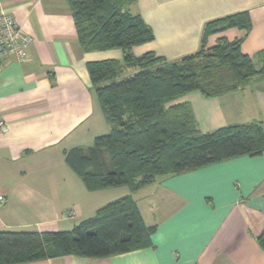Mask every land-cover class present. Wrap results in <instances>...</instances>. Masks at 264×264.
Returning <instances> with one entry per match:
<instances>
[{
  "label": "crops",
  "instance_id": "0c3cea01",
  "mask_svg": "<svg viewBox=\"0 0 264 264\" xmlns=\"http://www.w3.org/2000/svg\"><path fill=\"white\" fill-rule=\"evenodd\" d=\"M128 7L155 35L133 47L135 56L153 51L177 60L193 54L208 21L246 10L253 26L242 51L256 57L264 50V0H135ZM1 12L11 13L33 42L25 61H0V120L9 127L0 131V230H71L128 194L147 225L157 227L149 247L20 264H264L258 241L264 230V153L162 177L134 192L128 186L88 190L66 152L88 148L110 125L87 63L120 60L123 50H84L68 0H0ZM242 34L229 28L210 36L208 46ZM180 101L192 104L204 132L253 122L264 127V80L214 97L194 91Z\"/></svg>",
  "mask_w": 264,
  "mask_h": 264
},
{
  "label": "trees",
  "instance_id": "16d2710c",
  "mask_svg": "<svg viewBox=\"0 0 264 264\" xmlns=\"http://www.w3.org/2000/svg\"><path fill=\"white\" fill-rule=\"evenodd\" d=\"M68 1L84 50H123L120 60L87 63L110 125L109 133L96 137L88 148L66 152L67 164L88 190L128 186L134 192L162 177L264 153L261 123L230 124L204 132L192 104L180 101L190 92L214 97L264 80V50L256 57L242 51L253 26L249 11L208 21L197 52L168 60L153 51L133 53V47L155 38L141 15L128 7L135 0ZM229 28L243 34L232 41L220 37L208 46L210 36ZM127 68L138 70L126 75ZM156 229L147 225L137 201L128 194L71 230H0V264L62 255L109 257L151 246ZM258 241L264 248V230Z\"/></svg>",
  "mask_w": 264,
  "mask_h": 264
},
{
  "label": "built area",
  "instance_id": "2783aa9c",
  "mask_svg": "<svg viewBox=\"0 0 264 264\" xmlns=\"http://www.w3.org/2000/svg\"><path fill=\"white\" fill-rule=\"evenodd\" d=\"M32 42L33 37L23 31L11 13H0V61L8 57H15L19 62L25 61ZM8 128L7 122L0 120V131L7 132ZM4 199V195L0 194V205ZM70 216H73L72 212Z\"/></svg>",
  "mask_w": 264,
  "mask_h": 264
},
{
  "label": "rangeland",
  "instance_id": "374dc122",
  "mask_svg": "<svg viewBox=\"0 0 264 264\" xmlns=\"http://www.w3.org/2000/svg\"><path fill=\"white\" fill-rule=\"evenodd\" d=\"M137 70H138L137 68H130V69L127 68L126 71H125V74H126V75H132V74H134ZM70 212L73 213V216L75 215L73 211H70ZM70 212H68V214H67L68 217H69V213H70ZM73 216H70V217H73ZM71 228H72V227H71ZM71 228H69V229H71Z\"/></svg>",
  "mask_w": 264,
  "mask_h": 264
}]
</instances>
